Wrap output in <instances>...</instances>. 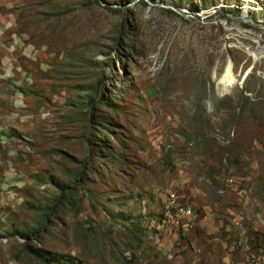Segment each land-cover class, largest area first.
Instances as JSON below:
<instances>
[{
  "label": "rangeland",
  "instance_id": "374dc122",
  "mask_svg": "<svg viewBox=\"0 0 264 264\" xmlns=\"http://www.w3.org/2000/svg\"><path fill=\"white\" fill-rule=\"evenodd\" d=\"M24 242L264 264V0H0V264H40Z\"/></svg>",
  "mask_w": 264,
  "mask_h": 264
},
{
  "label": "crops",
  "instance_id": "0c3cea01",
  "mask_svg": "<svg viewBox=\"0 0 264 264\" xmlns=\"http://www.w3.org/2000/svg\"><path fill=\"white\" fill-rule=\"evenodd\" d=\"M194 215H195V213H194ZM185 216L184 218H186V219H183V226H189L190 228H191V226L189 225V223L191 222V221H196V222H198L197 221V216L195 215V216ZM193 218V220H191ZM180 221V220H179ZM195 222V223H196ZM220 221H215L214 223V227H208V228H206V229H203L204 230V232H203V234H204V236H205V238H207V237H209V236H214V237H212V238H219V236H218V232L216 231L218 228L216 227V226H218L217 224L219 223ZM176 224H178V222H176ZM201 225V222L200 223H198V225ZM220 225V224H219ZM222 225H224V224H221L220 226H222ZM226 225V224H225ZM226 228H228V225H226ZM166 230H168V229H166ZM183 230H185V229H182V231ZM227 230V229H226ZM228 232V230L226 231V233ZM175 233H177L176 232V229H175ZM233 233H235L234 231H233ZM182 234V233H181ZM188 234H189V236H188ZM191 234V235H190ZM195 234V233H194ZM192 234L190 231L189 232H187V233H184V236H186V238H181V241L180 242H185V244L188 242H190L191 244H192V246H194L196 249L195 250H197V251H201V250H203L204 249V244H202V242H200L199 241V239H198V237H197V234ZM223 237H224V235H223ZM225 247H226V245H224ZM230 249V248H229ZM231 250V249H230Z\"/></svg>",
  "mask_w": 264,
  "mask_h": 264
},
{
  "label": "trees",
  "instance_id": "16d2710c",
  "mask_svg": "<svg viewBox=\"0 0 264 264\" xmlns=\"http://www.w3.org/2000/svg\"><path fill=\"white\" fill-rule=\"evenodd\" d=\"M54 184L59 188L60 192L54 206L59 202L60 198H67L71 195L68 187L61 182L54 181ZM27 239H29L27 237ZM23 249L30 253L40 264H56L53 260L47 256V253L43 250L35 248L29 242H24Z\"/></svg>",
  "mask_w": 264,
  "mask_h": 264
},
{
  "label": "bare ground",
  "instance_id": "6f19581e",
  "mask_svg": "<svg viewBox=\"0 0 264 264\" xmlns=\"http://www.w3.org/2000/svg\"><path fill=\"white\" fill-rule=\"evenodd\" d=\"M261 10V9H260ZM251 54V57L253 58V60H258V59H261L263 54L262 52L260 51H251L250 52ZM249 54V55H250ZM235 82V77L234 75L232 74V71H231V66H230V63L226 66L225 68V73L224 75H222L221 79H220V84H222L224 87H228V86H231L232 84H234ZM221 86V85H220ZM223 87V88H224Z\"/></svg>",
  "mask_w": 264,
  "mask_h": 264
}]
</instances>
